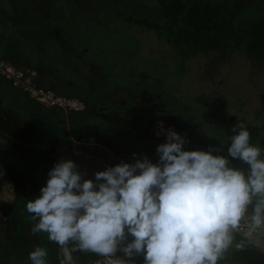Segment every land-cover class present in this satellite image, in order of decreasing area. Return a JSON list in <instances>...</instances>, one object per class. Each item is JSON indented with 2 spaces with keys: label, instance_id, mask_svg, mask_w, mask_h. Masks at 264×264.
Here are the masks:
<instances>
[{
  "label": "clouds",
  "instance_id": "clouds-1",
  "mask_svg": "<svg viewBox=\"0 0 264 264\" xmlns=\"http://www.w3.org/2000/svg\"><path fill=\"white\" fill-rule=\"evenodd\" d=\"M231 131L228 156L214 155L220 148L213 146L185 150L186 137L169 128L155 163L133 153L132 162L86 179L71 159L58 161L40 195L25 204L36 221L32 234L46 233L62 264H72L77 251L108 264H134L138 255L143 264H217L242 221L249 243L253 234H264V149L250 143L243 121ZM228 157L246 164L247 174ZM118 251L128 261H113ZM47 256V248L37 246L28 260L48 264Z\"/></svg>",
  "mask_w": 264,
  "mask_h": 264
},
{
  "label": "rangeland",
  "instance_id": "rangeland-1",
  "mask_svg": "<svg viewBox=\"0 0 264 264\" xmlns=\"http://www.w3.org/2000/svg\"><path fill=\"white\" fill-rule=\"evenodd\" d=\"M40 1L44 4L51 3L53 5V3L59 4L62 0ZM80 1L77 0V3ZM109 1L115 7L120 3L125 7L130 4L126 0ZM90 2H93V0H90ZM18 14L23 16V18L20 17V20L26 24L35 22L36 16L29 12L20 11ZM114 19L116 17L112 18V20ZM113 22L129 30L134 37L140 39L141 54L148 56L155 53L152 55L153 60L161 58L159 50H163L164 47L168 48V51H172L169 44L157 38L149 30L140 26L128 27L122 19H116ZM2 24L6 26L5 23ZM55 25L59 27L58 30L65 40L64 45L58 50L53 44L55 40L53 37L57 38V36L52 32L54 30L52 27L46 30L42 29V34L38 29L23 31L27 36L38 32L40 34V39L35 45L39 55L36 59L37 62L33 65L27 63L26 54H13L17 49L11 42L17 43L16 41L20 37L13 39L12 35H9L7 44L3 46L0 54V61L5 60L16 67L35 68L37 83L40 85L45 86V84L56 83L59 84L58 86L63 87L69 85L68 81L73 79L75 81L73 87H78H75L77 94L71 96L79 95L78 97H80L83 94L84 96L93 97L95 110L90 112L87 117L84 114L87 104L85 109L81 111L49 107L56 114L63 116L65 128L72 138L70 142L54 147L51 158L52 167L60 160L71 159L79 166L81 172L86 173V179L94 178L96 171L105 170L107 167L114 166L121 161L132 162V146L137 143L141 147L139 142L145 147V154H149V159L155 163L158 160L156 147L159 144L149 140L157 137L152 132V127L158 121L164 122L168 129L171 128L185 136L188 141L187 144H189L188 147L193 146L207 150L209 146L221 149L222 145L226 143L230 145L229 137L233 135L232 126L239 121H243L250 133V143L264 149V70L254 68L245 55L233 51L216 57L211 56L207 60H200L205 59L203 57L199 59L197 57L190 58L186 60L188 71H183L182 66L174 64L179 61L177 59L172 58L171 63L165 62L162 65L161 61L158 60L152 72L153 83L151 80L150 82L137 80L135 82L128 81V83L121 81L116 84L110 82L113 81V76L108 75L109 66L103 56L98 59L97 55L99 53H92L86 47L85 44L88 40L79 38L77 36L79 34L72 29V24L60 21ZM1 27L2 25H0V30ZM51 32L50 39H46ZM90 39H92V35ZM75 47H79V49H75ZM106 49L111 50L109 47H106ZM59 56L69 68L67 75L65 71L60 69V59L57 58ZM170 59L169 56L166 60ZM121 68L122 65L119 64V71L123 72ZM156 77L161 79L156 80ZM102 82H107L104 88L101 86ZM199 93H204L209 103L203 104L196 101L195 95ZM0 95L3 96L0 103V112L4 113L5 117L7 113L13 117L20 114L21 116L19 115L18 119H21L22 124H25L28 120L22 113L27 111L25 107L30 105L33 108H38V104L29 99L27 93L14 87L4 78H1L0 81ZM113 111H116L119 117L130 114L136 115L134 124L126 128L127 134H124L123 130L125 128L122 129L124 123L122 119L117 122H110L108 118L99 113ZM73 122L81 126L77 134L72 131L73 125L71 123ZM248 123L251 127H248ZM214 132H217V135ZM224 137L225 139H223ZM3 139L0 135V142ZM9 144H11L10 140L7 142V145ZM138 150L140 149L136 148L137 153ZM4 153L8 154H6V160H3ZM18 154L17 158L11 156L6 149H0L1 162L4 163L0 169V220L5 226V232L9 235H11L12 229H15L18 225L19 230L23 227L27 239L26 245L22 246V250L29 254L36 247L37 239L40 240V243L44 242V233L33 235L31 228L34 223L20 218V215H23V209L20 208L18 213L17 207L13 205L15 199L12 203L7 202L2 194L4 188L9 192L16 190L13 183L14 179L9 180L10 171L5 164L11 163L15 167L17 166L18 170L29 172L27 168L29 163L25 155L22 152H18ZM104 154L111 160L106 161ZM39 164L40 173H36L38 178H34L35 180H41L42 173L44 170L47 171L44 168L43 161L40 160ZM247 172L248 169H246V174ZM45 184L46 181H44ZM23 186L25 191H30L32 188L28 181ZM20 198L19 195L18 200ZM248 215H251V206ZM17 218L18 220H16ZM18 222L20 224H17ZM245 231H247V227L242 221L236 233L245 236ZM251 240L254 250L264 252V234H253ZM57 249L59 263L62 264L63 257L58 245ZM84 253L86 252H74L72 264H87L83 259ZM112 258L113 261H128L124 254H118ZM95 261L90 264H94ZM133 261L134 264H143V262L134 258ZM128 264H132V262H128Z\"/></svg>",
  "mask_w": 264,
  "mask_h": 264
},
{
  "label": "trees",
  "instance_id": "trees-1",
  "mask_svg": "<svg viewBox=\"0 0 264 264\" xmlns=\"http://www.w3.org/2000/svg\"><path fill=\"white\" fill-rule=\"evenodd\" d=\"M126 1L130 3L128 6L125 7L120 3L115 7L109 0H93V2L81 0L78 3L77 0H62L59 4L53 3V5L51 3L44 4L40 0H0V25H2L0 54L3 46L7 44L9 35H12L13 39L20 37L16 41L17 43L11 42L17 49L13 54H26L27 63L33 65L37 62L36 59L39 55L35 45L40 39L39 35L42 34V29L46 30L50 27L54 29L52 32L56 34L57 38L53 37V39L55 38L53 44L58 50L64 45L65 40L55 23L65 21L72 24V29L79 34L77 35L79 38L88 40L85 44L86 47L92 53H99L98 59L103 56L109 66L108 75L113 76V81L110 82L116 84L121 81L128 83V81L135 82L137 80L147 82L151 80L153 83L152 72L158 60L161 61L162 65L165 62L171 63L172 58L177 59L179 61L174 64L182 66L183 71H188L186 60L190 58L197 57L199 59L203 57L205 59L200 60H207L211 56L216 57L233 51L245 55L254 68L264 70V0ZM20 11H26V13L29 12L36 16L35 22L33 24L22 22L20 17L23 18V16L18 14ZM114 17L122 19L128 27L140 26L153 32L157 38L169 44L172 51H168V48L164 47L163 50H159L161 58L156 60H153L152 57L155 53L148 56L141 54L140 39L134 37L129 30L113 22L116 20H112ZM2 23H5L6 26ZM32 29L40 30V34L38 32L27 36L23 33L24 30L31 31ZM52 32L47 35L46 39H50ZM91 35L92 39H90ZM106 47L111 50H107ZM75 49H79V47H75ZM137 55L139 56L137 57ZM61 56L57 58L60 59ZM169 56L171 59L166 60ZM119 64L122 65L123 72L119 71ZM200 64L202 65V63ZM60 65V69L65 71L67 75L69 68L66 62H62L60 59ZM1 78L12 84L2 74H0V81ZM155 79L160 80L161 78L156 77ZM68 82L69 85L63 87L56 83L45 84V87L63 91L67 95L77 94L75 87L78 86L73 87L75 81L70 79ZM106 84L107 82H102L101 86L104 88ZM27 96L38 104V108H33L30 105L25 107L27 111L22 112L28 119L25 124L20 122L21 119H18L20 114L13 117L7 113L5 117V114L0 112V135L12 142L13 151H8L11 156L22 152L28 160L29 172L27 173L18 170V167L11 163L5 164V166L15 179L16 197L13 205L17 207L18 213L20 208L23 209V215L21 214L20 218L35 224L36 221L31 219L29 213L27 214L25 204L28 200L38 197L41 187L46 185H44V181H47L48 172L52 168L51 158L54 147L70 142L72 138L65 128L63 116L56 114L52 109L42 105L28 94ZM80 97L85 99L88 96L82 94ZM2 98L3 96L0 95V103ZM195 98L196 101L203 104L209 103L204 93L196 94ZM85 100L87 107L84 114L87 117L95 109L93 97H88ZM99 113L108 118L110 122H117L122 119L124 121L122 129L125 128L124 134H127L126 128L133 125L136 118L135 114L119 117L116 111ZM71 124L73 125L72 131L75 134L79 133L81 126L74 124V122ZM248 127H251L249 123ZM214 134L217 135V132ZM149 141L161 144L165 142V139L155 137ZM139 143L141 147L137 143L132 146V154L137 153L136 148L140 149L138 154H145V147L142 146L141 142ZM188 146L187 143L184 145L185 150H198V148ZM228 146H230L228 143L222 145L220 151L213 154L228 156ZM146 155L150 157L149 154L146 153ZM228 158L230 166L240 168L246 173V169H248L246 164L237 159ZM104 159L106 161L111 160L105 154ZM40 160L43 161L47 171L44 170L41 180H35L34 178H38L36 173H40ZM0 163L4 164L3 161L1 162V156ZM26 181L32 186L30 191H25L23 188ZM19 195L21 198L18 200ZM18 228L19 225L12 229L11 235H9L5 232V226L0 220V264H30L28 254L22 250L27 239L25 231L23 227L20 230ZM43 236L44 242L40 243V240L37 239L36 247L47 248L48 264H60L57 244L49 241L46 233ZM234 237L233 245L218 260L217 264H264V252L254 250L253 244L249 243L245 236L235 232ZM241 241H244V247L236 248L235 244ZM118 254L124 253L118 251L116 255ZM99 257V255L91 252H86L83 255L87 264ZM134 259L143 262L142 256H135Z\"/></svg>",
  "mask_w": 264,
  "mask_h": 264
},
{
  "label": "built area",
  "instance_id": "built-area-1",
  "mask_svg": "<svg viewBox=\"0 0 264 264\" xmlns=\"http://www.w3.org/2000/svg\"><path fill=\"white\" fill-rule=\"evenodd\" d=\"M0 74L9 79L14 86L25 91L30 97L48 108L58 107L69 111H81L86 107V101L83 98L67 95L51 87L38 84L37 71L33 67H16L10 62L1 60ZM167 129L164 122L158 121L152 127V132L157 137L165 138ZM94 264H108V261L100 256Z\"/></svg>",
  "mask_w": 264,
  "mask_h": 264
},
{
  "label": "crops",
  "instance_id": "crops-1",
  "mask_svg": "<svg viewBox=\"0 0 264 264\" xmlns=\"http://www.w3.org/2000/svg\"><path fill=\"white\" fill-rule=\"evenodd\" d=\"M3 137V136H2ZM4 139L0 142V149L1 150H4V149H6V151H13V144H12V142H11V144H9V145H7V142L9 141V139H6L5 137H3ZM10 149V150H9ZM7 153H4V155H3V160H6L7 159V155H6ZM18 153H17V155H15L14 157H17L18 158ZM20 159V158H19ZM1 164V167H3L2 165V163H0ZM14 179V177L11 175V173H10V175H9V180H13ZM14 188H15V179H14ZM3 192H2V194L4 195L3 197L7 200V202H13L14 201V199H15V197H16V190L14 189V191L13 192H9V190L7 191L5 188L2 190ZM1 192V191H0ZM14 203V202H13Z\"/></svg>",
  "mask_w": 264,
  "mask_h": 264
}]
</instances>
